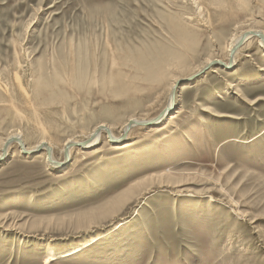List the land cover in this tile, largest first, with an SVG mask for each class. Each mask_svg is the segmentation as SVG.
Segmentation results:
<instances>
[{"label":"rangeland","instance_id":"rangeland-1","mask_svg":"<svg viewBox=\"0 0 264 264\" xmlns=\"http://www.w3.org/2000/svg\"><path fill=\"white\" fill-rule=\"evenodd\" d=\"M228 2L227 10L214 0H0V83L8 97L18 96V84L33 92L55 59L101 73L109 44L115 54L141 46L189 61L173 88L175 105L157 127L148 123L119 142L104 136L61 160L59 146L82 141L78 132L90 125L74 100L42 122L59 131L58 168L45 165L41 150L25 156L12 146L2 155L0 264H43L50 252L69 255L51 264H264V52L249 40L233 65L190 72L226 56L236 27L264 33V0ZM197 13L205 29L194 26ZM187 31L188 49L174 38ZM113 105L109 126L141 113ZM6 116L0 142L25 130ZM22 135L25 144L38 136ZM129 192L112 213L89 217Z\"/></svg>","mask_w":264,"mask_h":264},{"label":"bare ground","instance_id":"bare-ground-1","mask_svg":"<svg viewBox=\"0 0 264 264\" xmlns=\"http://www.w3.org/2000/svg\"><path fill=\"white\" fill-rule=\"evenodd\" d=\"M233 1L245 6L248 0ZM214 2L216 4L215 6L225 7L227 10L233 7L232 3L228 2V0H214ZM225 9L223 11H225ZM199 11L200 9L198 12ZM197 14L199 15L198 17H200V14ZM244 21L247 22L246 19ZM206 24H208V21L203 20L200 17L199 22L194 26L205 29ZM241 27H246V25H242ZM242 28L236 27V31H241H238V34L234 31L237 35H234V38L231 40L226 56L220 57L219 54H216V58H208L204 60V63L197 66L192 65L193 61L191 63L192 66L190 72H196V74L203 72L205 69H209L212 63H222L225 66H228L229 64L233 65L236 56L235 54L237 53L238 48H240L239 46L249 40L255 39L254 41L257 46L264 52V33L261 31H253L251 28L247 29V27V30ZM208 30L209 29L206 31L208 32ZM191 33L192 32L190 31L181 33L175 32L174 38L177 39L179 45L188 49L191 40L189 35ZM258 35L263 39H260ZM110 47H112L111 44H109V60H107L108 62L101 73L96 69H93L90 72L83 62H78L76 59L75 61L71 59L70 61L67 60L63 62L55 59L50 68L45 70L44 73H41L40 78L33 87V92L24 89L25 86L24 88H21L22 86L18 84L20 91V93L17 92L18 96L8 97L7 88L0 83V103L6 101L9 104H7V106L0 104V119L4 116L7 117L6 115H8V113H12L13 117L20 125L25 123V130L28 132L33 131L38 135L32 142L30 140L28 144H25L27 139L25 135H22L25 131L24 129L20 128V130L6 134L4 139H2V142H0V159L4 153H7L10 147L16 146L20 151L24 152L25 156H28V153L32 151L41 150L43 153L41 152L40 155L43 154L42 159L45 165L49 168H58L60 163L57 161L58 159H55L54 145L59 142L57 139L59 138V131L54 129L52 125L45 127L42 122L45 120L51 122L49 115L51 114V111H53V114H56V111L54 110L58 107L65 108L66 112L70 102L74 100H77V104H79L80 107L85 106V109H80V112H87L85 114L88 118L86 119L83 117L82 120H90V122H88L90 125L88 128L82 126L81 130H79L78 136L81 137L82 141L67 139L65 142L63 141L64 143H62V146H59L61 160L63 158L64 160L68 159L75 147H77V149L81 146H84L85 148L93 147L100 138L103 139L102 137L104 136H106L107 140L110 142H119L125 139L132 130L140 129L148 123H154L156 126L164 119L167 112L173 107V105H175L173 88L178 81L179 74L187 70V63L189 61L187 62L186 56H174V54H172L173 57L170 60L162 59L159 58L156 51H154L155 53L153 52L150 54L141 46L134 49H126V47L123 48V54H115L116 48L110 49ZM235 47L237 48L234 50L233 54H231V51ZM120 50H122L121 46ZM70 57L73 58V55ZM225 58L226 60H223ZM189 70L190 65L188 71ZM14 81L18 83L17 79ZM234 94L240 97V91L238 89H236ZM160 99H163V101ZM117 101H120L119 107L127 113L135 111L141 113L139 115L133 114L129 116L124 123L109 126V110L107 109L113 108V103ZM74 105H72V107L75 108L76 106ZM177 111H180V109ZM64 115L68 116L69 112L64 113ZM171 119L173 121L177 118L174 116ZM170 123L172 122L169 121L168 126H171ZM51 134L56 140L50 138ZM71 144L77 146L67 148V146ZM47 149L50 151L49 157L46 153ZM67 173L68 171L64 172L63 176ZM130 194V192L121 193L116 199L111 201L112 204L107 203L106 206L97 208V211L90 214L89 217L97 214L112 213L109 212V210L114 208L121 199L128 197ZM108 233L109 232H107V234ZM67 256L69 255L66 253L55 254L50 252L44 259L43 264H51L52 262L63 259Z\"/></svg>","mask_w":264,"mask_h":264},{"label":"water","instance_id":"water-1","mask_svg":"<svg viewBox=\"0 0 264 264\" xmlns=\"http://www.w3.org/2000/svg\"><path fill=\"white\" fill-rule=\"evenodd\" d=\"M258 37H259L260 39H263V38L260 37L259 35H258ZM237 47H238V46H237ZM237 47H235V48L231 51V54H233L234 50H235ZM72 146H77V145H72V144H71V145L67 146V148L72 147ZM46 153H47V156L49 157V156H50V151H49V149L46 150Z\"/></svg>","mask_w":264,"mask_h":264}]
</instances>
